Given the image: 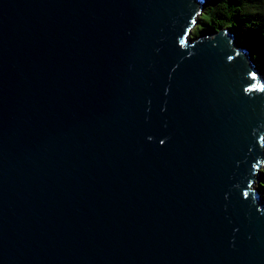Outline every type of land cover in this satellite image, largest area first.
I'll return each instance as SVG.
<instances>
[{"label": "water", "instance_id": "95a60500", "mask_svg": "<svg viewBox=\"0 0 264 264\" xmlns=\"http://www.w3.org/2000/svg\"><path fill=\"white\" fill-rule=\"evenodd\" d=\"M201 0H0V264H264V77Z\"/></svg>", "mask_w": 264, "mask_h": 264}, {"label": "trees", "instance_id": "16d2710c", "mask_svg": "<svg viewBox=\"0 0 264 264\" xmlns=\"http://www.w3.org/2000/svg\"><path fill=\"white\" fill-rule=\"evenodd\" d=\"M204 9L192 29V38L228 29L249 50L264 77V0H204ZM258 190L264 197V163Z\"/></svg>", "mask_w": 264, "mask_h": 264}, {"label": "rangeland", "instance_id": "374dc122", "mask_svg": "<svg viewBox=\"0 0 264 264\" xmlns=\"http://www.w3.org/2000/svg\"><path fill=\"white\" fill-rule=\"evenodd\" d=\"M258 184H256L255 186H257Z\"/></svg>", "mask_w": 264, "mask_h": 264}]
</instances>
